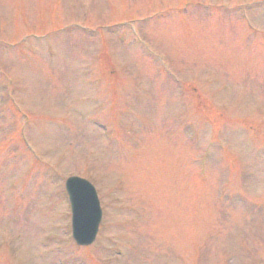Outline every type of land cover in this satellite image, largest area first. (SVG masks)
Returning a JSON list of instances; mask_svg holds the SVG:
<instances>
[{
    "label": "rangeland",
    "instance_id": "374dc122",
    "mask_svg": "<svg viewBox=\"0 0 264 264\" xmlns=\"http://www.w3.org/2000/svg\"><path fill=\"white\" fill-rule=\"evenodd\" d=\"M0 264H264V0H0Z\"/></svg>",
    "mask_w": 264,
    "mask_h": 264
},
{
    "label": "water",
    "instance_id": "95a60500",
    "mask_svg": "<svg viewBox=\"0 0 264 264\" xmlns=\"http://www.w3.org/2000/svg\"><path fill=\"white\" fill-rule=\"evenodd\" d=\"M74 210V237L79 245L92 244L97 236L102 213L94 188L85 180L72 178L67 182Z\"/></svg>",
    "mask_w": 264,
    "mask_h": 264
}]
</instances>
